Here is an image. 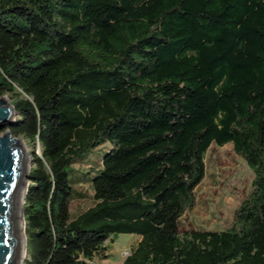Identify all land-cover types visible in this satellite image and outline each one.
Masks as SVG:
<instances>
[{
    "label": "trees",
    "instance_id": "trees-1",
    "mask_svg": "<svg viewBox=\"0 0 264 264\" xmlns=\"http://www.w3.org/2000/svg\"><path fill=\"white\" fill-rule=\"evenodd\" d=\"M0 96L40 148L22 264H91L112 235L140 238L122 264H264V0H0ZM228 144L249 194L229 229L181 233Z\"/></svg>",
    "mask_w": 264,
    "mask_h": 264
},
{
    "label": "rangeland",
    "instance_id": "rangeland-1",
    "mask_svg": "<svg viewBox=\"0 0 264 264\" xmlns=\"http://www.w3.org/2000/svg\"><path fill=\"white\" fill-rule=\"evenodd\" d=\"M22 141L30 161L29 167H31L32 156L33 154L39 155L40 148L37 144L33 147L23 139ZM105 147L106 145L91 151L86 159L97 162L106 151ZM204 163L205 176L194 190L193 207L185 211L180 219L181 233L190 230L223 231L229 229L233 224L234 212L251 190L253 173L243 159L234 152L232 145L228 144L223 147L211 145L205 154ZM83 174H86V171H83ZM69 178L74 190H77L74 182L75 176L70 173ZM90 202L91 200L73 201L70 205L71 217H75L79 210L90 206ZM139 241L140 238L135 235H112L104 249L106 258L99 260L96 257L90 263L122 264ZM25 257L26 253L21 264Z\"/></svg>",
    "mask_w": 264,
    "mask_h": 264
},
{
    "label": "water",
    "instance_id": "water-1",
    "mask_svg": "<svg viewBox=\"0 0 264 264\" xmlns=\"http://www.w3.org/2000/svg\"><path fill=\"white\" fill-rule=\"evenodd\" d=\"M15 117L10 101L0 96V264H18V200L24 192V204L30 169L22 139L14 137L7 129ZM22 221L24 223L23 217Z\"/></svg>",
    "mask_w": 264,
    "mask_h": 264
},
{
    "label": "bare ground",
    "instance_id": "bare-ground-1",
    "mask_svg": "<svg viewBox=\"0 0 264 264\" xmlns=\"http://www.w3.org/2000/svg\"><path fill=\"white\" fill-rule=\"evenodd\" d=\"M23 194L22 192L20 194L19 200H18V208H17V218H18V227H19V244H20V254H19V260L18 264H21V261L23 260L25 253H26V246H25V235H24V229H23V221H22V202H23Z\"/></svg>",
    "mask_w": 264,
    "mask_h": 264
}]
</instances>
